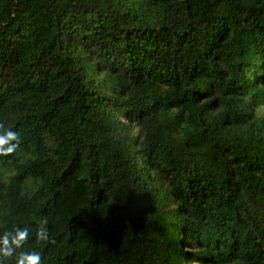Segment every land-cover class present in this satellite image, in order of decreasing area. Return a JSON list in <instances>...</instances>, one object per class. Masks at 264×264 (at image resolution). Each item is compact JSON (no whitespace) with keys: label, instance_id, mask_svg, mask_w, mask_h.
<instances>
[{"label":"trees","instance_id":"1","mask_svg":"<svg viewBox=\"0 0 264 264\" xmlns=\"http://www.w3.org/2000/svg\"><path fill=\"white\" fill-rule=\"evenodd\" d=\"M0 128L4 264H264V0H0Z\"/></svg>","mask_w":264,"mask_h":264},{"label":"clouds","instance_id":"2","mask_svg":"<svg viewBox=\"0 0 264 264\" xmlns=\"http://www.w3.org/2000/svg\"><path fill=\"white\" fill-rule=\"evenodd\" d=\"M19 143L17 130L12 128H0V154L13 153ZM48 229L41 226L35 232L34 238L39 241L48 240ZM30 237L27 227L16 226L11 230L0 231V264H4V258L13 255L16 249L23 246ZM15 264H41V256L36 251L21 252L15 260Z\"/></svg>","mask_w":264,"mask_h":264}]
</instances>
